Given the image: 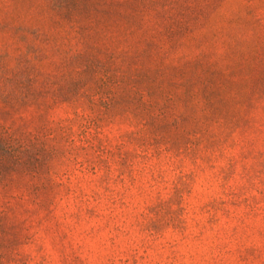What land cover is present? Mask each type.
<instances>
[{"label": "rangeland", "instance_id": "1", "mask_svg": "<svg viewBox=\"0 0 264 264\" xmlns=\"http://www.w3.org/2000/svg\"><path fill=\"white\" fill-rule=\"evenodd\" d=\"M0 264H264V0H2Z\"/></svg>", "mask_w": 264, "mask_h": 264}, {"label": "clouds", "instance_id": "2", "mask_svg": "<svg viewBox=\"0 0 264 264\" xmlns=\"http://www.w3.org/2000/svg\"><path fill=\"white\" fill-rule=\"evenodd\" d=\"M0 2H2V0H0ZM7 7V6H6ZM17 11L20 13V14H24L25 12V6L24 5H21L19 6V8L17 9ZM30 11V9H29Z\"/></svg>", "mask_w": 264, "mask_h": 264}]
</instances>
